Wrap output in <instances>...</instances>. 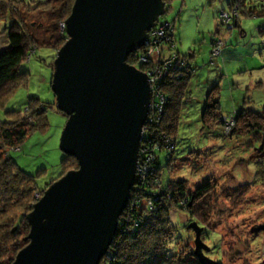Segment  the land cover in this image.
<instances>
[{
  "label": "trees",
  "instance_id": "obj_1",
  "mask_svg": "<svg viewBox=\"0 0 264 264\" xmlns=\"http://www.w3.org/2000/svg\"><path fill=\"white\" fill-rule=\"evenodd\" d=\"M172 1L164 0L166 13L168 11L167 5ZM35 2L39 12L41 14L45 13L43 17L49 21L38 23V26L42 28L41 32H46L45 38H41L38 33L30 31L21 16L20 5L28 6L32 3H27L24 0H0V21H10L6 28L5 48L0 47L2 48L0 49V95L2 96L6 93L8 94V88L13 83H19L24 77L29 78L30 73L23 71L22 65L27 61V57L32 51L47 45L61 48L67 39L66 31L62 29V24L70 16L75 0H39ZM236 4L239 11H236L231 16V22L228 25L237 23V28L240 31H242V16L264 17V0H232L229 6ZM31 6L34 7L33 5ZM165 24L172 25L173 23L160 21L153 31ZM224 26L227 27V25ZM263 28L262 24L260 32L264 35ZM173 29L174 31L171 34H167L168 40L165 36L163 40L156 44L154 52L150 53V55L148 53L145 54L150 59L149 63L140 61V57L143 55L139 51L131 54L128 59L130 64L137 66L144 72H152L157 67H160L164 73H168H166L167 75L165 74L166 78L161 82L164 93L156 95L153 100L155 104H160L163 98V110H151L140 150V164L144 163L143 161H145L147 155L153 156L151 163L153 180H141L140 173H138L137 183L132 190L130 203L121 217V226L117 233L115 244L112 246L118 249L117 258L109 264H204L196 256L195 248L189 245L190 242L180 250H173V247L170 246L177 231L171 220V212L174 209L185 212L190 216L189 225L195 222L198 227L202 228V240L203 238L205 239V236L210 235L211 232H215L209 228V225L212 220V212L215 209L212 206L213 204L210 205L212 202L210 200L219 197L217 182L214 180L212 181L213 184L205 181H202V183H191L190 180L184 178L166 179L164 172H162V169L164 170L161 162L163 155L167 156L166 168L171 159L175 158L180 118L185 106L188 107L187 104L191 98L189 87L192 81L204 75L203 73L197 74L201 70L198 64H194L189 60L184 61V57L189 55L182 56L180 54L177 49L176 24ZM218 41L221 40L214 37L212 39V47ZM231 43L235 44L234 41H231ZM223 44L222 52L218 56L213 55V57L216 56L218 62L221 60V62H225L226 53L233 51L232 48L227 47L228 41ZM235 55L237 56V54ZM220 68L223 69L222 67ZM248 68L249 65L245 62L243 70L255 69L254 67ZM261 68H264V61L260 65ZM178 70L181 71L180 77L178 76ZM259 79L260 82L258 81L256 86L263 87L264 75ZM230 80V84L233 85L235 79L230 77ZM31 101L38 103L39 106L42 104L44 109H36L33 110V113L30 112V116L35 117L32 124L27 121L29 116L24 115L26 110L6 109L9 102L5 104L3 109L4 117L0 116V264H12L18 252L28 244L26 237L30 232V225L27 215L33 210L34 204L39 200L40 197L37 198L38 193L47 189H41L37 183V176L22 169L13 155L21 150L22 144L34 130H46L45 127L48 125L46 116L48 105L40 98L30 96L26 103V108ZM18 115H20V118L17 117ZM207 118H209V121H206ZM223 118L236 123L233 132L228 133L224 128L228 121L223 122ZM203 122L205 123L204 127H207L209 131H211L212 126H215L213 131H211L212 133L218 135V129H220L219 135L227 142L232 140L231 146L234 145L235 148L238 146L233 141L236 138L240 144L244 145L243 151H250L251 153L247 157L236 156L235 161L238 159L236 161L237 167L239 163L244 162L245 168L240 169L239 176L235 175L232 177V180L236 178L242 183H238L237 187H233L231 191H228L231 192V196H237V194L244 196L250 187L260 182L264 183V155H262L264 152V108L262 111H257L254 108L242 106L240 109L225 115L221 109L220 95H209L203 114ZM158 135L159 138L157 139L156 136ZM145 149L148 150L145 152ZM196 151L197 149L195 148L190 153ZM234 151L238 152L236 149ZM175 160L177 159L175 158ZM60 167V176L53 179L47 187L62 177L65 169L70 171L78 168V162L74 157L64 154ZM249 174L253 175V182L252 180H247ZM154 184L156 187L151 189ZM135 194L143 196L144 199H135ZM261 201H264V196L261 197ZM217 211L218 209H215V212ZM256 231L259 232L260 230L256 229ZM257 235L252 238L253 244H251V239L241 244L244 251L253 252L251 247L253 245L257 247L255 243ZM175 243L177 244L176 241ZM204 243L208 246V252H210L209 244L206 241ZM171 247L172 249H170ZM232 249L233 247L227 251L229 255L231 253L232 257L243 256V251L240 247ZM111 250L110 253L112 252ZM224 253L226 252L224 251ZM234 254L240 256H234ZM258 257L262 256L257 253ZM209 258L215 264H227L225 261ZM105 260L106 258L102 260L101 264H107ZM230 261L233 260L230 258ZM260 261V264H264V258ZM242 264H254V262L249 260L247 262L244 261Z\"/></svg>",
  "mask_w": 264,
  "mask_h": 264
},
{
  "label": "water",
  "instance_id": "obj_2",
  "mask_svg": "<svg viewBox=\"0 0 264 264\" xmlns=\"http://www.w3.org/2000/svg\"><path fill=\"white\" fill-rule=\"evenodd\" d=\"M165 14L164 0H75L51 88L67 117L60 148L78 168L34 204L28 244L12 264H101L111 254L137 183L153 100L150 74L128 59L150 44ZM190 227L196 256L215 264L202 228Z\"/></svg>",
  "mask_w": 264,
  "mask_h": 264
},
{
  "label": "rangeland",
  "instance_id": "obj_3",
  "mask_svg": "<svg viewBox=\"0 0 264 264\" xmlns=\"http://www.w3.org/2000/svg\"><path fill=\"white\" fill-rule=\"evenodd\" d=\"M24 1L32 3L31 5L34 6L20 5V13L26 22L25 25L30 31L38 33L41 38H45L46 32H41L42 28L38 26V23L49 21L43 17L45 13L41 14L36 7L35 1L39 0ZM231 2L232 0H173L167 5V13L160 18L161 22H170L173 23V26L176 24L177 49L182 56L189 55L184 57V61L189 60L201 67L198 75L204 74L199 79L192 81L189 87L191 98L188 101V107L185 106L182 111L177 135L175 154L177 160L173 157L166 168L167 156L163 155L161 162L164 170L162 169V172H164L166 179L184 178L190 180L191 183L205 181L213 184L212 181L215 180L218 184L219 197L214 200L211 199L210 205L213 204L212 206L218 211L215 212L214 209L212 212V220L209 225V228L215 232H211L210 235L205 236V239L203 238L211 248L210 252H206L207 255L218 261H225L227 264H242L249 260L254 264H260V260L264 258V230H260L261 233H259L256 229L264 225V201H261V197L264 196V183L252 185L253 187H250L244 196L242 194L231 196V192L228 191L237 187L238 183H242L236 178L232 180V177L239 176L240 169L245 168L244 162L239 163L237 167L236 161L238 159L235 161L236 156L247 157L251 153L250 151H243L244 145L240 144L236 138L233 141L238 146L236 148L234 145L231 146L232 140L227 142L223 139L219 135L220 129H218V135L212 133L211 131L215 126H212L211 131H209L207 127H204L205 123L203 122V114L209 95H220L221 109L225 115L240 109L242 106L254 108L257 111H262L264 108V86H256V83L260 82L259 78L264 75V68L260 69V65L264 61V35L260 32V26L263 24L264 27V17L242 16V31H240L237 28V23L228 25L231 22V16L239 11L237 4L229 6ZM9 23L10 21H0V47L3 49L5 48L6 28ZM214 37L221 41L212 47ZM222 41L223 43L228 41L227 47L232 48L233 51L231 55L225 57V62H221L222 60L218 62L216 56L222 52L224 45ZM231 41H234L235 44ZM59 49V46L47 45L32 51L27 57V61L22 65V70L30 73L29 78L24 77L19 83H13L8 88L7 95H0L1 117H4L3 109L5 104L9 102L6 109L26 110L24 115L29 116L27 121H30V124L35 120L34 116H30V112L33 113V110L36 109L44 110L42 104L39 106L34 101H31L26 108L30 96L40 98L48 105L46 130H34L22 144L21 150L17 149L19 152L13 154L22 169L37 176V183L41 189L48 188V184L60 176V166L64 156L60 148V140L67 117L57 109L56 96L51 88L54 60ZM213 55L216 56L213 57ZM245 62L249 68L254 67L255 69L243 70ZM157 70L158 74L155 75L154 79L158 83L152 94L154 97L156 93H164L161 82L166 78L163 71ZM178 76H181L180 70H178ZM230 77L235 79L233 85L230 84ZM17 117L20 118V115ZM206 121H209V118ZM222 121H228L224 128L228 133L233 132L236 123L226 118H223ZM159 135L156 136L157 139ZM165 148L167 147L165 146ZM195 148L197 151L190 153ZM235 149L238 152H235ZM147 150L145 149V152ZM232 156L233 158H231ZM152 160L153 156L147 155L144 163L140 164L138 173H140L141 180L153 178ZM67 172L65 169L64 174ZM247 180L253 182V175L249 174ZM155 187L154 184L151 189ZM43 193L44 191L39 192L37 198L42 197ZM135 199L143 200L144 198L135 194ZM171 220L177 230L175 238L170 243L173 250H180L189 242V245L195 248L196 231L191 227L189 228L190 216L174 209L171 212ZM256 235L257 247L255 245L251 247L253 248L252 253L244 251L241 244L246 243L248 239H251V244H253L252 238ZM232 247L233 249L240 247L243 256L232 257L231 253L230 256L227 251L231 250ZM111 249V257H105L107 264L117 258V247ZM257 253L262 257L257 258ZM234 256L240 255L234 254ZM230 258L233 261H230Z\"/></svg>",
  "mask_w": 264,
  "mask_h": 264
},
{
  "label": "built area",
  "instance_id": "obj_4",
  "mask_svg": "<svg viewBox=\"0 0 264 264\" xmlns=\"http://www.w3.org/2000/svg\"><path fill=\"white\" fill-rule=\"evenodd\" d=\"M62 29H65V22L62 24ZM172 31H174L173 29V25L171 24H165L163 25L162 27H160L159 29H156V30H152L151 31V41H150V44L141 48L139 50V53L142 54L143 56L140 57V61L142 62H145V63H149L150 59L148 56H145L146 53H148V55H150V53L154 52V50L156 49V44L159 43V41L163 40L164 37L166 36L167 40H168V37H167V34H171ZM170 38V37H169ZM171 62V61H170ZM157 69H160L162 71V68L160 67H157ZM155 70V71H150V72H147L148 74H150L151 78H152V88H153V91L156 89V82H155V75L158 74V70ZM175 71V70H174ZM168 72H165L164 74H166ZM174 74V73H173ZM167 75V74H166ZM159 93H156V95H158ZM153 100H154V96H153ZM152 100V108L151 110H162L163 109V103H164V99L162 98L161 100V103L160 104H155ZM140 158H141V155H140ZM140 169V167H139ZM112 254H110L109 256L111 257Z\"/></svg>",
  "mask_w": 264,
  "mask_h": 264
},
{
  "label": "crops",
  "instance_id": "obj_5",
  "mask_svg": "<svg viewBox=\"0 0 264 264\" xmlns=\"http://www.w3.org/2000/svg\"><path fill=\"white\" fill-rule=\"evenodd\" d=\"M226 53V52H225ZM232 53L228 51V53H226V56H229L231 55Z\"/></svg>",
  "mask_w": 264,
  "mask_h": 264
}]
</instances>
